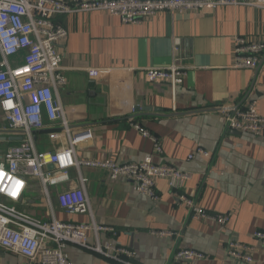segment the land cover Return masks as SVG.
<instances>
[{"label": "crops", "instance_id": "crops-1", "mask_svg": "<svg viewBox=\"0 0 264 264\" xmlns=\"http://www.w3.org/2000/svg\"><path fill=\"white\" fill-rule=\"evenodd\" d=\"M59 22L69 31L58 46L67 79L59 99L74 135H92L79 142L77 155L119 164L152 157L156 164L192 174L181 193L194 197L209 213L231 216L223 227L194 221L163 179L156 183L158 200L153 201L136 192L130 181L111 180L106 170L85 168L82 175L93 219L87 214L68 216L60 209L56 197L68 184L51 187L57 218L87 225L94 220L98 226L112 228L116 235L90 232V245L99 241L135 255L118 261L68 245L73 264H170L175 252L184 249L201 252L208 259L181 264H248L226 255L231 240L253 247L252 264H264V246L253 237L257 231L264 232V138L228 131L219 110L256 100L264 116V57L257 70L233 68L236 37L264 41V10L225 6L201 13L162 12L140 25L124 24L99 11L65 16ZM173 65L187 69L183 85L147 80V69ZM91 69L113 72L93 79ZM132 123L154 136L163 153L155 154L154 144ZM4 126L8 125L0 111V128ZM60 141L66 145L65 137ZM6 143L9 148L18 142ZM57 147L48 135L38 137L39 149ZM199 148L210 152L211 158L197 155L189 160ZM70 173L78 184L76 171ZM45 203L36 183L23 208L47 219ZM154 232L174 235L154 236ZM21 261L0 249V264Z\"/></svg>", "mask_w": 264, "mask_h": 264}, {"label": "built area", "instance_id": "built-area-1", "mask_svg": "<svg viewBox=\"0 0 264 264\" xmlns=\"http://www.w3.org/2000/svg\"><path fill=\"white\" fill-rule=\"evenodd\" d=\"M225 6H250L264 10V0H0V111L8 126L0 129V141L21 137L0 155V249L18 255L19 264H73L67 253L68 245H76L102 256L122 261L134 253L116 245L102 246L98 241L90 245L89 233L111 232L112 228L60 221L52 204L51 187L68 184L67 190L57 195L60 209L68 216L87 214L93 219L92 203L86 190L82 171L85 168L109 172L111 180L125 179L136 192L158 200L156 183L167 181L175 191L177 204L187 209L194 221L225 226L230 215L209 213L194 197L184 190L193 176L174 166L156 164L152 157L140 163L119 164L109 159L90 160L77 155L80 141L92 138L89 132L76 136L68 124L59 99L61 87L67 85L63 73V56L58 46L69 36L68 29L59 22L65 16L77 13L105 12L128 25H140L146 19L162 12H193L216 10ZM235 69L257 70L264 57V41L236 37L233 41ZM18 59L21 62L18 63ZM132 73L133 69H129ZM89 70L91 78L101 73ZM187 69L173 65L169 68H150L146 71L149 82L183 85ZM225 128L264 138V116L258 102L250 100L244 107H222ZM141 135L154 144L155 154H162L161 143L137 123L131 124ZM48 135L58 145L53 150L38 148V137ZM62 137L66 145H62ZM206 159L211 153L199 148L195 156ZM53 166V170L49 167ZM78 175V184L71 171ZM32 183V185H31ZM41 187L48 218H39L23 208L26 195L35 184ZM154 236L172 237L173 233L154 232ZM254 239L264 246V232L257 231ZM255 249L237 241H229L226 255L248 264L253 263ZM208 257L195 250H177L170 264L195 263Z\"/></svg>", "mask_w": 264, "mask_h": 264}, {"label": "rangeland", "instance_id": "rangeland-1", "mask_svg": "<svg viewBox=\"0 0 264 264\" xmlns=\"http://www.w3.org/2000/svg\"><path fill=\"white\" fill-rule=\"evenodd\" d=\"M0 129H1V128H0ZM0 137H1V136H0ZM7 145H8V144H7L6 142H1V141H0V155L3 154V153L6 151L5 149L7 148ZM44 207H45V209L47 208L46 203H45V206H44ZM38 217H39V216H38ZM39 218H41V217H39Z\"/></svg>", "mask_w": 264, "mask_h": 264}, {"label": "water", "instance_id": "water-1", "mask_svg": "<svg viewBox=\"0 0 264 264\" xmlns=\"http://www.w3.org/2000/svg\"><path fill=\"white\" fill-rule=\"evenodd\" d=\"M5 140H6V139L4 138L3 141H5ZM10 140H11V141L20 142V141L22 140V138H21V137H15V138H11ZM53 169H54L53 166H50V167H49V170H53Z\"/></svg>", "mask_w": 264, "mask_h": 264}, {"label": "snow or ice", "instance_id": "snow-or-ice-1", "mask_svg": "<svg viewBox=\"0 0 264 264\" xmlns=\"http://www.w3.org/2000/svg\"><path fill=\"white\" fill-rule=\"evenodd\" d=\"M3 178V173H0V179H2Z\"/></svg>", "mask_w": 264, "mask_h": 264}, {"label": "trees", "instance_id": "trees-1", "mask_svg": "<svg viewBox=\"0 0 264 264\" xmlns=\"http://www.w3.org/2000/svg\"><path fill=\"white\" fill-rule=\"evenodd\" d=\"M31 185H32V183H31Z\"/></svg>", "mask_w": 264, "mask_h": 264}]
</instances>
